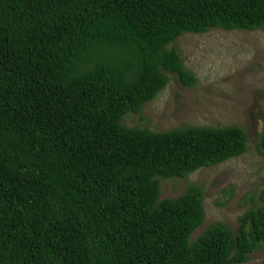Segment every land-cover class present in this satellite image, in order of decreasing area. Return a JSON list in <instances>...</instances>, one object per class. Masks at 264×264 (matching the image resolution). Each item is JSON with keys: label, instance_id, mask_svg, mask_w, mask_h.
Masks as SVG:
<instances>
[{"label": "trees", "instance_id": "trees-1", "mask_svg": "<svg viewBox=\"0 0 264 264\" xmlns=\"http://www.w3.org/2000/svg\"><path fill=\"white\" fill-rule=\"evenodd\" d=\"M262 25L264 0H0V264H244L264 250V187L234 230L192 241L200 188L158 200L159 179L241 156L239 127L121 124L167 73L194 84L168 47L179 36Z\"/></svg>", "mask_w": 264, "mask_h": 264}, {"label": "rangeland", "instance_id": "rangeland-1", "mask_svg": "<svg viewBox=\"0 0 264 264\" xmlns=\"http://www.w3.org/2000/svg\"><path fill=\"white\" fill-rule=\"evenodd\" d=\"M174 47L181 63L195 79L183 86L176 75L136 114L121 119L125 127L151 132L185 126L239 127L245 152L223 163L200 168L183 179H159V198H176L190 186L202 192L203 221L190 241L213 223L234 230L236 219L251 208L264 187V157L255 152L264 122V25L252 32L209 29L183 34ZM264 250L248 256L244 264H260Z\"/></svg>", "mask_w": 264, "mask_h": 264}]
</instances>
